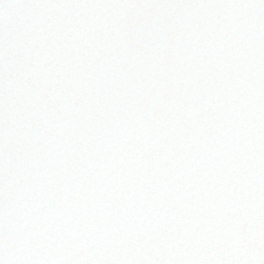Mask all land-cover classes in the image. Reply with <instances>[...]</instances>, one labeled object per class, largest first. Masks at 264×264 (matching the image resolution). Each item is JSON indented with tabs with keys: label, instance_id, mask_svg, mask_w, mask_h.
Listing matches in <instances>:
<instances>
[{
	"label": "snow or ice",
	"instance_id": "obj_1",
	"mask_svg": "<svg viewBox=\"0 0 264 264\" xmlns=\"http://www.w3.org/2000/svg\"><path fill=\"white\" fill-rule=\"evenodd\" d=\"M0 264H264V0H0Z\"/></svg>",
	"mask_w": 264,
	"mask_h": 264
}]
</instances>
